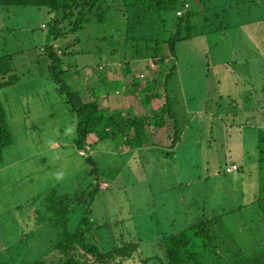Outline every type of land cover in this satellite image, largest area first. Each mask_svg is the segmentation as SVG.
Segmentation results:
<instances>
[{
  "label": "rangeland",
  "instance_id": "1",
  "mask_svg": "<svg viewBox=\"0 0 264 264\" xmlns=\"http://www.w3.org/2000/svg\"><path fill=\"white\" fill-rule=\"evenodd\" d=\"M189 2L186 9L221 13L230 27L179 44L172 84L181 90V138L175 148L151 147L137 158L119 150L118 139L81 153L77 115L52 77L47 49L51 45L62 55V68L69 70L65 80L84 98L102 99L113 88L130 96L132 79L154 75L157 65L138 59L145 55L143 45L128 38L122 6L110 0L70 32L71 21L53 25L61 14L45 7L0 5V54L14 55L16 67V82L0 90L13 135L0 166V264L8 256L12 264H34L51 255L58 230L46 200L86 191L85 203L70 215V228L87 216L105 226V246L118 223L124 235L142 238L148 252L161 234L222 216L228 238L244 251H264V211L255 201L263 184L258 144L264 61L256 57L264 38V0ZM224 6L228 11L220 12ZM213 25L220 23L215 19ZM113 79H122V90L109 86ZM100 181L102 188L89 195Z\"/></svg>",
  "mask_w": 264,
  "mask_h": 264
},
{
  "label": "trees",
  "instance_id": "2",
  "mask_svg": "<svg viewBox=\"0 0 264 264\" xmlns=\"http://www.w3.org/2000/svg\"><path fill=\"white\" fill-rule=\"evenodd\" d=\"M198 1L205 3V0ZM109 2L110 0H0V5L45 7L50 12L61 14L62 19L55 20L53 25L69 20V31L77 32L92 19L94 12L97 13L102 5ZM115 3L120 4V11L125 12L128 38L143 45L145 55L138 59H153L157 65V73L149 74L142 80L133 78L126 91L130 96L124 94V98L127 96L126 106L125 102L122 104L124 109H108L98 95L84 98L81 93L69 87L65 80L69 70L62 68V55L53 46H48L52 77L65 92L67 105L77 115L76 146L80 151H92L93 146L99 143L118 139L121 151H126L127 147L134 150L146 146L175 148L181 138L180 118L183 114L182 100L178 95L181 90L176 84H172L180 60L179 44L214 31H224L230 25L223 22L221 13H211L203 7L199 11L188 10L189 0H114ZM187 4L189 7H186ZM179 11H183V14L179 15ZM226 11L228 7L224 6L220 12ZM204 12L205 16L202 15ZM198 15H202L201 20ZM215 19L220 26L213 25ZM69 31L55 35L59 37ZM127 63L131 69L132 63ZM15 71L14 55L0 54V90L16 82ZM113 84L123 87L120 79L114 80ZM260 135L258 151L263 184L255 201L264 211V130ZM12 143L7 110L0 98V166L4 150ZM88 159L91 160L92 157L89 156ZM100 183L102 181L97 183L89 195L92 196L98 188H102ZM50 195L46 200L49 210L53 212L50 223L58 231L51 241V255L34 264H264V251H244L232 237L228 238L221 231L222 216L204 219L199 224L176 233L161 234L156 245L147 252L144 240L124 235L119 231V223L114 227L115 232H112L108 246L102 243L105 226L89 223L87 216L77 228H70V215L77 204L85 203L87 191L73 195ZM12 260L8 256L3 259V263L12 264Z\"/></svg>",
  "mask_w": 264,
  "mask_h": 264
},
{
  "label": "crops",
  "instance_id": "3",
  "mask_svg": "<svg viewBox=\"0 0 264 264\" xmlns=\"http://www.w3.org/2000/svg\"><path fill=\"white\" fill-rule=\"evenodd\" d=\"M255 0H247V2H250V3H252V2H254ZM258 0H256V2H257ZM246 24V23H245ZM247 25V24H246ZM240 41V40H239ZM238 43V42H237ZM260 55H259V58H257L256 57V59L257 60H262V61H264V38L262 39V41H261V44H260ZM259 49V48H258ZM250 59H252V57H250ZM263 65H264V62H263ZM105 71H107V69L105 68V70L103 71V72H105ZM108 74H111V73H107V74H105L104 75V77L106 76V75H108ZM121 78V77H120ZM119 80V79H118ZM120 80H122V79H120ZM113 81H114V79H113ZM113 81L111 82V84L109 85V86H113ZM109 83V82H108ZM116 85V87H117V84H115ZM92 86V85H91ZM91 88H93V87H91ZM122 88V87H121ZM120 87H119V89L120 90H122ZM113 90L115 91L116 90V88L114 89H112V92H110L109 91V93L111 94V95H109V93L107 94V95H105L106 97H103L101 100H102V103H103V105H104V107L105 108H108V109H113V110H115V109H124V107H123V105L122 104H124V102H125V106H126V98H127V96L124 98V94H122V95H120L119 94V96L116 94V93H113ZM112 94H115V95H112ZM123 100H125V101H123ZM144 149H149L148 148V146H146V147H142V148H136L135 150L134 149H128V147L126 148V151L128 152V153H131L130 155H133V157H135V158H137V156L140 154V152H141V150H144ZM125 151V150H124ZM123 151V152H124ZM91 152H93V149H92V151ZM133 153V154H132ZM235 164V163H234ZM106 184H108V183H106Z\"/></svg>",
  "mask_w": 264,
  "mask_h": 264
},
{
  "label": "built area",
  "instance_id": "4",
  "mask_svg": "<svg viewBox=\"0 0 264 264\" xmlns=\"http://www.w3.org/2000/svg\"><path fill=\"white\" fill-rule=\"evenodd\" d=\"M186 7H189V5L187 4ZM178 14L179 15H182L183 14V11H179ZM88 152H91V150L90 149L85 150V153H88ZM81 153L83 154L84 152L81 151ZM234 168H237V167L235 166Z\"/></svg>",
  "mask_w": 264,
  "mask_h": 264
}]
</instances>
